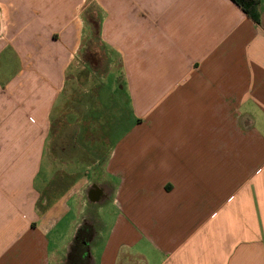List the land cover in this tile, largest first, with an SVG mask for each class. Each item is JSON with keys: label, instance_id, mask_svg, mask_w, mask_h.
Listing matches in <instances>:
<instances>
[{"label": "crops", "instance_id": "obj_1", "mask_svg": "<svg viewBox=\"0 0 264 264\" xmlns=\"http://www.w3.org/2000/svg\"><path fill=\"white\" fill-rule=\"evenodd\" d=\"M83 1L0 13V264H67L84 221L91 264H264V0H91L103 68Z\"/></svg>", "mask_w": 264, "mask_h": 264}, {"label": "rangeland", "instance_id": "obj_2", "mask_svg": "<svg viewBox=\"0 0 264 264\" xmlns=\"http://www.w3.org/2000/svg\"><path fill=\"white\" fill-rule=\"evenodd\" d=\"M76 1L79 0H0V8H8V11L3 10L1 11V16L5 20L9 19H23L26 20L30 15L27 11L41 7V10L48 15V19H50L47 23L51 25L53 29L56 27L57 23L60 21H67L68 17L72 11V8ZM88 2V3H87ZM46 8V9H45ZM56 13L59 15L58 22L54 23L56 20L53 18V14ZM77 19L79 22L82 23L83 27V45L85 48V54L82 57V60L88 61L93 58L96 62L98 67L103 68L106 66V58L107 52L104 47L101 45L100 41L96 36V29L95 27L92 28L93 24H96L99 18V12L95 6V3L91 0H84L81 4L77 7ZM75 14V16H76ZM91 22V23H90ZM84 51V50H83ZM91 58V59H90ZM108 73V72H107ZM3 77L0 74V83H2ZM116 80V72L114 70L109 71L105 77L100 80L102 90L100 92V101L103 102L101 106L109 107V99L111 93H114L113 89L110 88L112 82ZM92 86V83L89 84ZM116 95V92L114 93ZM81 96H85L84 93H81ZM69 117H67L68 119ZM53 129V128H52ZM74 218V215L71 212L64 214V216L58 221L55 230H52L50 233V238L52 244L55 246L58 251H60V247L64 243V239L71 230V222ZM49 236V235H48Z\"/></svg>", "mask_w": 264, "mask_h": 264}, {"label": "trees", "instance_id": "obj_3", "mask_svg": "<svg viewBox=\"0 0 264 264\" xmlns=\"http://www.w3.org/2000/svg\"><path fill=\"white\" fill-rule=\"evenodd\" d=\"M237 3L244 12L252 17L253 20L258 21L260 16L259 0H233ZM93 227L84 221L77 229V232L70 244L67 255V264H91L87 252V246L93 236Z\"/></svg>", "mask_w": 264, "mask_h": 264}, {"label": "flooded vegetation", "instance_id": "obj_4", "mask_svg": "<svg viewBox=\"0 0 264 264\" xmlns=\"http://www.w3.org/2000/svg\"><path fill=\"white\" fill-rule=\"evenodd\" d=\"M97 189H94V191H96Z\"/></svg>", "mask_w": 264, "mask_h": 264}]
</instances>
